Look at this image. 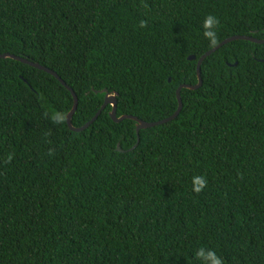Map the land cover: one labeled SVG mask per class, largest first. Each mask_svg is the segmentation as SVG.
<instances>
[{
    "label": "trees",
    "instance_id": "obj_1",
    "mask_svg": "<svg viewBox=\"0 0 264 264\" xmlns=\"http://www.w3.org/2000/svg\"><path fill=\"white\" fill-rule=\"evenodd\" d=\"M236 36L264 41V0H0V56L57 73L78 129L104 90L118 117L169 119ZM201 77L138 143L111 105L72 131L56 77L0 60V264H264V44L228 43Z\"/></svg>",
    "mask_w": 264,
    "mask_h": 264
},
{
    "label": "water",
    "instance_id": "obj_2",
    "mask_svg": "<svg viewBox=\"0 0 264 264\" xmlns=\"http://www.w3.org/2000/svg\"><path fill=\"white\" fill-rule=\"evenodd\" d=\"M251 41V42H254V43H257V44H264V41H259V40H256L254 38H251V37H246V36H236V37H232V38H229L227 40H225L224 42H222L221 44H219L218 46H216L215 48H213L212 50L208 51L206 54H204L198 61V66H197V69H198V84L193 86V85H182L178 91H177V98H178V102H179V108L177 110V112L172 116L170 117L169 119H166L164 121H160V122H156V123H147V122H144L136 117H131V116H123V117H118V94H111L109 93L107 90H104V93L106 94V97H105V103L102 107V109L98 112V114L95 116V118L89 122L86 126H84L83 128H75L73 125H72V118L74 116V114L76 113L77 109H78V105H79V99H78V96L76 95V93L74 92V90L72 88H70L58 75L57 73H55L54 71L46 68V67H43L39 64H36V63H33L31 61H28V60H25V59H22V58H19V57H16V56H13V55H10V54H4V55H1L0 56V60L2 59H13V60H16V61H19V62H22V63H25V64H28L36 69H39L41 71H44L48 74H51L52 76L56 77L73 95L74 97V107L72 109V111L70 112V114L68 115V126L69 128L74 131V132H83L85 131L86 129H88L98 118L99 116L102 114V112L109 106L111 105L112 106V112H111V117L112 119L114 120V122L116 123H120L126 119H130V120H134L136 123H137V135H138V143H140V131L141 130H145V129H150V128H154L156 126H159V125H163V124H166V123H169L171 121H174L175 119H177L183 109V101H182V96H181V92L183 89H188V90H198L199 88H201L203 86V80H202V77H201V68H202V64L203 62L208 58L210 57L212 54L216 53L219 49H221L222 47H224L225 45H227L228 43H231V42H234V41ZM190 61H195L196 60V57L195 56H192L189 58ZM171 81V79L169 80ZM119 150L122 151V149L119 147Z\"/></svg>",
    "mask_w": 264,
    "mask_h": 264
},
{
    "label": "clouds",
    "instance_id": "obj_3",
    "mask_svg": "<svg viewBox=\"0 0 264 264\" xmlns=\"http://www.w3.org/2000/svg\"><path fill=\"white\" fill-rule=\"evenodd\" d=\"M220 21L215 15L209 14L204 17L202 23L203 36L209 41L210 44L214 45L217 42V26ZM143 26V22H141ZM207 185V180L203 176H195L192 180V187L195 192L202 191ZM201 247L196 252V258L200 261V264H224L222 257L218 256L216 251L211 248ZM203 258V259H201Z\"/></svg>",
    "mask_w": 264,
    "mask_h": 264
}]
</instances>
